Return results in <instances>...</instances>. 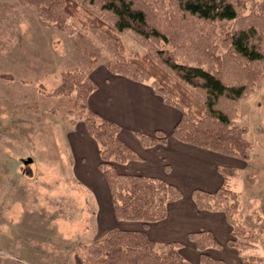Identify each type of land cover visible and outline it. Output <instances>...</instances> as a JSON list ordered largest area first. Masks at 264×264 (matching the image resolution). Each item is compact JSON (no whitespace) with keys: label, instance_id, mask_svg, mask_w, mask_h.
<instances>
[{"label":"trees","instance_id":"obj_1","mask_svg":"<svg viewBox=\"0 0 264 264\" xmlns=\"http://www.w3.org/2000/svg\"><path fill=\"white\" fill-rule=\"evenodd\" d=\"M18 1L34 5L45 20L68 33L77 30L78 21L106 47L110 71L136 81L151 80L154 91L181 112L172 131L176 138L244 160L251 157L254 144L249 128L235 117L240 101L264 78V0ZM222 21L234 24L217 36ZM126 31L146 47L145 53L126 52L121 37ZM191 48L195 62L178 58L180 51ZM96 88L94 79L82 70L64 71L54 94L74 97L78 116L98 142L99 166L116 217L141 220L145 227L111 229L86 246L85 256L77 254L75 264H89V260L91 264H195L182 255L181 242H166L159 249L148 235L147 225L166 218L168 204L182 191L164 178L117 169V163L141 156L120 136L117 123L91 109L88 98ZM138 137L144 145L166 141L162 130L156 136L138 133ZM219 170L224 184L213 191L196 188L194 200L199 209L224 212L232 226L227 243L242 253L254 247L259 236L237 217L240 192L228 184L237 169L224 165ZM189 237L200 250L199 264H224L207 252L208 247H222L210 230L192 231ZM242 264H264V258L245 256Z\"/></svg>","mask_w":264,"mask_h":264},{"label":"rangeland","instance_id":"obj_2","mask_svg":"<svg viewBox=\"0 0 264 264\" xmlns=\"http://www.w3.org/2000/svg\"><path fill=\"white\" fill-rule=\"evenodd\" d=\"M75 24L68 33L34 5L0 0V264H75L76 255L85 256L86 246L101 237L95 218L105 209L104 194L70 167L69 138L85 123L74 97L54 92L62 72L90 75L110 56L91 31ZM233 24L220 22L217 36ZM121 37L127 53L147 51L132 33ZM194 54L191 48L177 56L195 62ZM260 83L240 101L235 117L249 128L251 157L220 156L238 172L228 180L240 192L237 217L259 236L240 255L264 258V78Z\"/></svg>","mask_w":264,"mask_h":264},{"label":"crops","instance_id":"obj_3","mask_svg":"<svg viewBox=\"0 0 264 264\" xmlns=\"http://www.w3.org/2000/svg\"><path fill=\"white\" fill-rule=\"evenodd\" d=\"M90 76L97 84L88 98L91 109L117 123L120 136L141 156L140 159L117 163V169L164 178L182 191L180 198L168 204L166 218L147 225L145 229L148 235L157 244L181 242L182 255L199 264L200 250L189 234L202 229L210 230L222 247H208L207 252L222 258L224 264H242L240 252L227 243L232 236V226L224 212L199 209L193 195L196 188L213 191L224 184L225 178L219 167L224 166L220 155L226 154L176 138L172 131L181 112L154 91L151 81H136L123 74L113 73L106 65L95 66ZM157 130L166 133L164 143L144 145L138 137V133L156 136ZM69 140L73 174L90 188H96L93 190L100 188L104 194L106 210L100 211L98 218H95V228L100 229V236L114 228H144L141 220H126L130 223L124 225L128 222L116 217L111 191L99 166V144L88 134L85 125L79 128L78 135Z\"/></svg>","mask_w":264,"mask_h":264}]
</instances>
